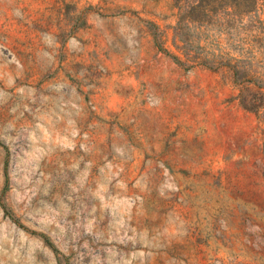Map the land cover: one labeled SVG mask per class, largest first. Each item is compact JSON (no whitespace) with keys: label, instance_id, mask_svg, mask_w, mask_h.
Instances as JSON below:
<instances>
[{"label":"rangeland","instance_id":"rangeland-1","mask_svg":"<svg viewBox=\"0 0 264 264\" xmlns=\"http://www.w3.org/2000/svg\"><path fill=\"white\" fill-rule=\"evenodd\" d=\"M193 3L0 0V264H264V0Z\"/></svg>","mask_w":264,"mask_h":264},{"label":"trees","instance_id":"trees-1","mask_svg":"<svg viewBox=\"0 0 264 264\" xmlns=\"http://www.w3.org/2000/svg\"><path fill=\"white\" fill-rule=\"evenodd\" d=\"M186 0H175L179 5ZM259 0H195L183 18L189 19L193 22H204L207 16L215 13L220 8H233L235 12L239 14H245V12L252 11L256 8ZM243 3L241 5L240 3ZM235 76L238 77V73L235 72Z\"/></svg>","mask_w":264,"mask_h":264}]
</instances>
